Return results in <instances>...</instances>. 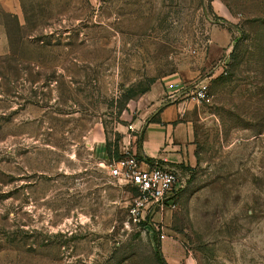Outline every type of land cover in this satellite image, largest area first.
Masks as SVG:
<instances>
[{"label": "rangeland", "instance_id": "obj_1", "mask_svg": "<svg viewBox=\"0 0 264 264\" xmlns=\"http://www.w3.org/2000/svg\"><path fill=\"white\" fill-rule=\"evenodd\" d=\"M155 85L191 152L136 219L93 142ZM0 264H264V0H0Z\"/></svg>", "mask_w": 264, "mask_h": 264}, {"label": "crops", "instance_id": "obj_2", "mask_svg": "<svg viewBox=\"0 0 264 264\" xmlns=\"http://www.w3.org/2000/svg\"><path fill=\"white\" fill-rule=\"evenodd\" d=\"M212 40L208 45L211 57L215 56L225 44L224 40L217 42L213 38ZM203 63H205V60ZM200 69L201 67L195 66V68L191 69V73L194 75ZM158 91L159 89L156 85L150 89L149 93L153 101L149 102V105L141 113L129 121L135 129L139 130L138 147H135L130 142L133 140L134 130L130 131L127 129L126 125L129 122L120 124L114 127V130L119 135L117 141L109 143V138L106 139L109 143L108 149L106 146L107 142L101 133L95 138L93 147L99 158L108 161L114 158L115 154H119L126 147H129L147 158L148 163L160 155H166L171 162L186 164V160L190 159L191 152V146L188 143V126L177 120V105L171 102L157 104L158 102L155 98L158 95ZM122 116L125 117L126 115L123 114Z\"/></svg>", "mask_w": 264, "mask_h": 264}, {"label": "built area", "instance_id": "obj_3", "mask_svg": "<svg viewBox=\"0 0 264 264\" xmlns=\"http://www.w3.org/2000/svg\"><path fill=\"white\" fill-rule=\"evenodd\" d=\"M202 87L196 89V97L202 95ZM126 127L132 129L130 123ZM181 164L171 162L166 155H160L148 163L147 158L126 147L116 158L109 160L107 173L129 184L131 196L128 213L138 219L157 204L166 202L184 185L186 176Z\"/></svg>", "mask_w": 264, "mask_h": 264}, {"label": "trees", "instance_id": "obj_4", "mask_svg": "<svg viewBox=\"0 0 264 264\" xmlns=\"http://www.w3.org/2000/svg\"><path fill=\"white\" fill-rule=\"evenodd\" d=\"M230 52H231V51H230ZM108 145H109V143L107 142V143H106L107 149H108ZM118 155H119V154H115L114 158H116ZM181 168H182V165H181ZM156 254H157V259H158V261H162V258H161L160 255H159V251H157Z\"/></svg>", "mask_w": 264, "mask_h": 264}]
</instances>
